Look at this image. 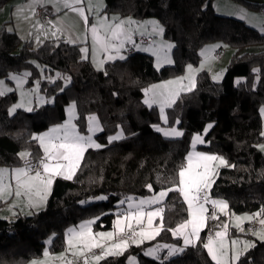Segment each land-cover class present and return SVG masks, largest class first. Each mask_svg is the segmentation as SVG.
<instances>
[{"label": "trees", "instance_id": "trees-1", "mask_svg": "<svg viewBox=\"0 0 264 264\" xmlns=\"http://www.w3.org/2000/svg\"><path fill=\"white\" fill-rule=\"evenodd\" d=\"M10 1L0 0V8ZM103 1L101 12L107 15L155 18L163 28L162 37L173 45V63L155 69L151 55L133 51L95 68L83 57L80 44L49 39L33 47L31 41L7 29L10 21L0 26V79L11 84L10 73L27 70L25 85H32L41 76L36 62L44 76L39 90L51 99L32 111L17 108L9 115L16 92L0 96V168L37 163L43 152L34 135L63 123L69 104L75 105L78 132H86L87 117L92 114L103 129L95 136L103 147L86 149L72 178L53 179L43 208L30 215L17 214L13 220L0 219V264H27L41 258L45 249L62 252L69 225L90 218L94 230L111 229L112 210L128 196L144 197L175 187L193 135L207 124L212 127L198 149L214 152L227 162L218 168L208 195L225 201L231 212H256L264 217V151L259 149L264 134L257 113L264 107V34L241 20L217 14L212 0ZM210 42L231 50L222 79L214 81L207 71H199L194 88L179 94L164 110L168 122H162L158 108L143 103L145 88L181 75L186 65L196 66L200 50ZM56 71L69 78L68 85L63 86L61 79H47ZM155 126H176L183 135L164 138ZM118 128L123 137L109 143L108 137ZM23 151L30 153L27 159L21 158ZM100 197L106 200L98 201ZM160 206L163 228L156 239L179 243L181 239L168 229L187 219L185 202L178 191H171ZM207 231L209 225L195 244L168 259L166 252L158 260L144 256L145 244H141L95 264H127L131 255L140 264H215L204 247ZM235 264H264V240Z\"/></svg>", "mask_w": 264, "mask_h": 264}, {"label": "snow or ice", "instance_id": "snow-or-ice-1", "mask_svg": "<svg viewBox=\"0 0 264 264\" xmlns=\"http://www.w3.org/2000/svg\"><path fill=\"white\" fill-rule=\"evenodd\" d=\"M64 6L67 8H71L73 11L77 12L82 19L84 20L85 25H88V17L85 15L84 7H73L74 4H83L84 0H73V3H69L68 0H63ZM87 10L91 12L92 10V0H88L87 2ZM243 18V17H242ZM118 21L113 24L106 23L107 17L103 18L99 23L104 27L106 35H99L98 28L96 25H92L90 27V31L92 34V46H93V55L95 56L97 47L105 53H111L114 51L120 59H124L123 55H120V50L124 48L125 41L128 43H134L132 41L131 35L129 34L128 29L124 27L125 24L131 25L135 24L136 21L131 20H119V18H113ZM153 25V33H163V28H160L155 21L149 22ZM143 34V33H141ZM71 42V41H70ZM173 47L171 44L161 45L160 49L154 51L153 54L157 56V67L161 66L162 63H172L170 57L168 56V50ZM145 50H151L145 49ZM89 49L82 48L81 52L85 54L84 58H87ZM160 52H163V56L160 55ZM208 50H204L201 55H205L207 57ZM108 59H113L114 57L109 54ZM104 61H100L98 64V68H102ZM203 64L201 65V68ZM198 71V69H194L192 65H188V72L192 74ZM25 76L29 75L28 73L24 74ZM11 80L16 81L17 85L20 86L23 84V79L16 75H11L9 77ZM184 79H189V77H181L175 81H167L161 85H153L150 89H145L146 99L144 100L145 104H148L150 107L152 104L160 105V113L161 118L164 123H167V116L164 114L165 106H171L175 103L176 98L179 96L181 90L190 91L191 88H186L182 85V81ZM180 85V88L175 90H169L168 85ZM192 87H194V80L192 82ZM156 89H165V91L156 92ZM12 91L11 88H8L3 80H0V96L6 95L8 92ZM148 93H152L151 96H148ZM23 104L14 105L10 110V114L14 113L17 108L23 107ZM75 105L73 104L69 109V118L68 120L55 128L50 129L49 132L44 133L41 136L33 137L40 142L41 147L44 150V155L41 157L38 162L33 165L31 162H27V167L25 168H16L12 170L13 178L16 181L15 184V195H21V189L24 190L25 194L30 193L34 187L38 189L37 194H39V186H43L45 189L51 185L52 180L51 176L53 175H63L62 169H68L69 171L74 169V166L80 160L83 152L86 150V147H96L99 148L101 145L96 144L93 141L92 135H81L76 130L75 124L72 123L74 117ZM27 111H32L31 108H28ZM264 112V109H262ZM178 123V121H177ZM156 131L162 132L165 136H174L179 137L182 136L183 133L178 131L176 128L171 129H163L159 126H155ZM212 125L209 124L208 128H211ZM208 128L204 131L207 133ZM97 131H103L100 127L99 122L95 116L88 117V132L94 133ZM122 132L117 133L114 136H110L108 138L109 143L112 141L118 140L122 138ZM204 143L203 138L200 135H196L192 139V147L195 149L196 144ZM260 148L264 150V145H260ZM30 153H20L21 158H25L29 156ZM195 160V163H194ZM219 160L220 164H227L226 161L221 157H217L215 155H207L204 153L191 152L187 156V166H182L178 176L179 182L175 187H169L165 190L159 191L155 196L150 199H142L139 201L137 205L129 204V208H136L135 212H128L125 216V219L131 218V220L135 221L137 226L143 223V217L140 215L142 206L145 204L154 205L160 204L162 200L168 195V192L178 191L184 198V201L188 205V214L190 219L183 221L178 224L176 228L168 229L173 233V235H182L184 238V244L189 245L193 243L192 237L199 239V232L205 226L206 219L208 217L205 216L207 213V208L205 207L206 203L211 202L214 207H220L221 210L227 208V203L224 201L212 200L209 201V197L207 194V190L211 187L212 180L210 178V171L212 165L209 163L211 161ZM8 173V169L0 168V199H5L6 196H11L12 185L5 183V175ZM34 173V174H30ZM45 175L49 178L45 179ZM26 178V179H24ZM64 178L70 179L71 175L65 176ZM34 182H38L34 183ZM149 190H152V186L148 185ZM46 196H42L41 199H45ZM129 201L132 200L131 197L128 198ZM124 203V201H121ZM164 209L162 207L156 208L153 211H149L146 213L148 218L147 222L149 226L153 225V217H159L160 223L156 225L152 231H145L141 228L139 231H136L133 228V224L131 220L127 223V231H125L124 227H121V220L118 218L115 221V226L118 229L116 233H99V234H91L89 230V236L85 240L84 237V229H88L89 225L93 223V221H88L85 224L80 226L81 232L76 233L74 229H69V233L71 234L68 239L69 249L73 247L78 248V251L73 252L74 256L81 258V264H89V254H91V259L99 262L104 259L106 256L110 255H120L123 251L128 247L129 242L133 244L142 243L145 239H153L156 235L159 234V231L163 228V213ZM257 216L260 213L256 214ZM211 219H218V217L213 212L211 214ZM240 220V217L236 218ZM247 219L252 220L253 217H247ZM260 224L264 225V219L260 220ZM191 228V232H188L187 229ZM225 230L227 229V225L223 226ZM239 227V225H237ZM241 231H244L243 228H240ZM257 234V233H254ZM79 235L82 240L79 244H73V236ZM115 236L119 237V241L117 243H112L110 246H105L103 243L96 239V236L101 238H106L107 240H112ZM216 237L218 240L214 241L210 236L208 238V242L204 244V247L208 250L209 256L212 260L215 261V264H227L225 259L227 255L226 245L224 241L225 232H216ZM126 237V238H125ZM261 238H264V235H261ZM240 243L238 240H232L231 244L233 249L235 250L236 246ZM254 245H249L245 242L243 251H247L248 247ZM164 247H169L165 245ZM94 249H101L100 254H96L93 252ZM175 251H183V249H172L169 252V255L173 254ZM243 251H234V255L232 259L234 261H238L240 256L243 254ZM153 250L149 249L145 255H152ZM45 256H48V252L45 251ZM60 258H63V254ZM33 264H37V262H33ZM67 264H72L71 261H68ZM130 264H134V258L130 260Z\"/></svg>", "mask_w": 264, "mask_h": 264}, {"label": "rangeland", "instance_id": "rangeland-1", "mask_svg": "<svg viewBox=\"0 0 264 264\" xmlns=\"http://www.w3.org/2000/svg\"><path fill=\"white\" fill-rule=\"evenodd\" d=\"M51 1H52V4H55V6L57 7L56 9L62 8V11L60 13H57L55 16L51 17L48 20V24L49 23L51 24V27H50L51 34H50V36H54V37L63 36L65 41H67V42L80 41L76 37L79 34V32H82L84 30L85 23H84V20L82 19V17L77 12L73 11L71 8L65 7L63 0H51ZM101 1L102 0H92V8L93 7L97 8L99 2H101ZM68 2L69 3H73V0H68ZM87 2H88V0H84V3L83 4H79V5L73 3V7H84L85 8V15H87V17H88V15H90V12L87 10ZM86 11H88V14H86ZM129 18H131V17H127V19H129ZM131 20H134V19L131 18ZM134 21H136L135 24H131V25L125 24L126 26L128 25V27L131 26V28L129 27V30H130L129 34L130 35H132V34L142 35L141 33H144V35H147V36L151 37L152 42L150 44H138V43H128L127 41H125L124 48L121 49V53H123V56L124 57L126 56V52L123 51V50L127 49L130 46H132L133 49H135V51H137V52L146 53V54L151 55L153 57V65H154L155 69H160L163 66L171 65L173 63L172 56H171L173 47H171V49L168 50V53H167L168 56L170 57L172 63H162L161 66H159V68L157 67V56L154 55L153 52L159 50L161 45L171 44V43L169 41L165 40L162 37L161 33L160 34L159 33H153L151 31L147 30V28H149L148 24H151V23H147V22L155 21L157 23L155 18L149 17V18H146V19L134 20ZM157 25H158V23H157ZM7 29L11 30L12 28H11L10 25L7 24ZM15 29L22 37H24L23 33L26 30V26H25V24L23 22V18H21V21H19V23L16 24ZM46 30H48V29H46ZM32 34L35 35V37L38 36L36 34V30L35 29H33ZM70 43H76V42H70ZM218 44L220 45L219 42H210V43L205 44L202 47V49L200 50L201 58L204 57V55H201V53L204 50L207 49L208 51H211V49H210L211 46H217ZM149 48H151V50H145V49H149ZM221 49H222V55H221L220 58H215V57L211 56V57L208 58L209 60L203 59L204 60L203 61L201 59V61H199V63L196 66L192 65V67L194 69H198V71H196V72H194L192 74H189L188 65H186L185 68H184V71H183V73L181 75L170 77V78H168L166 80H163V81L152 83V84L148 85L145 89H150V88H152L153 85L164 84L167 81H175V80H177L178 78H181V77H189V79H184L182 81V85H184L186 88H191V90H192L194 88V87H192V82L194 80V86H195L196 74L199 71L203 70V69L208 70V72H209L208 74L211 76L212 80L220 81L222 79V76H223V75L221 76L222 70L225 69L226 64L228 63V59L230 57L229 55L231 54L230 49L227 48L226 46H221ZM163 54H164L163 52H160L161 56H163ZM33 63L38 67V69H39V71L41 73V76L37 80H35L32 85H29V86L25 85L26 82H27V79H28V75L25 76L24 74L28 73L27 70H23V71H21L19 73H17V72L10 73L8 75V79L9 80H11L9 78L11 75H16V76L21 77L24 82L20 86H18L16 81H14V80H11V81H13V84L12 83L9 84L5 79H0V80L4 81L5 85L8 88H11L12 90H14L16 92L17 101H16V103L14 105L23 104L24 106L21 109H24L25 111H27V109L30 108L29 105L32 104V102L34 101V98H35V101L38 103V101L36 100V97H39V96H41L43 98V100H40L39 103H42V104H45V103L50 104L51 103V99L48 98V97H45L41 93V91L39 90V81L41 79H44L43 72H42V67H40V65L37 64L36 62H33ZM202 64H203V67L201 68ZM97 67H98V64H97ZM47 79L50 80V81H54L55 79H61L63 86L68 85V83L70 81L68 77L63 76L62 74H60L57 71L54 72V74H52L51 76H48ZM178 88H180V85H176V84L168 85V89L169 90H175V89H178ZM155 91L156 92H161V91H165V89H156ZM182 92H187V90H181L180 93H182ZM151 95H152V93H148V96H151ZM146 98L147 97L145 95V90H144L143 103H144V100ZM42 104H39V105H42ZM14 105H12L11 108ZM72 105L73 104H69L67 106V108H66V117H65V120H64L63 123H65L68 120V118H69L68 109ZM145 105L149 106L148 104H145ZM152 106H156L158 108V110H159V113H160V105L158 103L157 104H152ZM167 107H169V106H165L164 110ZM262 108H264V107H260L259 108V110L257 112L258 114L260 113V110ZM27 112H29V111H27ZM12 114L13 113L10 114V112H9V115H12ZM164 114H165V112H164ZM75 116H76V112L74 110V117ZM90 116H95V115H93V114L92 115H88V117H90ZM88 117H87V124H86V132L85 133H80L79 132V133L81 135H85V136L92 135L93 141L96 144H99V145H101V147H103V145L100 144L95 139V136L98 133H100V131H97V132H94V133H89L88 132ZM160 119H161L162 122H164L162 120V118H161V113H160ZM74 120H75V118L72 120L73 124H74ZM208 125L209 124H207L205 126V128L203 129V131L201 133H196V134L193 135V137L196 136V135H200L203 138V140H204V137L206 135L204 130L206 128H208ZM55 126L57 127L58 125H55ZM100 127H101V125H100ZM159 127L163 128V129H166V130L171 129V128H176L177 129L176 126H174V127H162V126H159ZM154 129L156 130V127ZM209 129L210 128H208V131H209ZM120 132H122V130H121V128H118L117 132L115 134H113L112 136H114V135H116L117 133H120ZM159 133L164 138H178V137H174V136H165L162 132H159ZM36 136L37 135H34V137H36ZM122 137H123V135H122ZM193 137H192V139H193ZM203 144H205V141H204V143L196 144L195 149H194V150H196L195 152L204 153V154H207V155H215L217 157H221V156H219L218 154H216L214 152H209V151H205V150H202V149H198V146L203 145ZM191 146H192V140H191ZM101 147H99V148H101ZM88 148L98 149L96 147H86V149H88ZM191 152H193V149H190L188 151L186 157H185V161H184V165H183L185 167L187 166V156ZM21 153H28V152L27 151H23ZM24 159H26V157ZM194 163H195V160H194ZM209 163L212 165V168H211V171H210V178H211V180L213 182V180H214V178L216 176L218 168L223 166L224 164H220L219 160L211 161ZM25 167H27V166L26 165H20V166L14 167V169H16V168H25ZM178 182H179V179H178ZM211 185H212V183H211ZM13 187L15 188V186H13ZM39 189H40L39 190V194H37L38 189L36 187H34V191L32 193H30L29 197H32L33 200H37V198L39 196H41L42 193L45 191V188L43 186H39ZM162 190H165V189H162ZM209 190H210V188L207 190V194H209L208 193ZM158 192L152 193V194H150L148 196H144V197L128 196L127 199L124 200V203L119 202L117 204V208L112 210V213H114V216H113V226H112L111 229L94 230L93 226H92V223H91L89 225L88 229H84L83 230V232H84L83 239L86 240L88 238L89 230H90L91 234L109 233V232L116 233V232H118V229L115 226V221L118 218L121 220V227H124L125 231H127V223L129 222V220H131V218L126 220L125 216L130 211L131 212H135L136 211V208H134V207L133 208H129V204L131 203L133 205H137L140 200H142V199H150L153 196H155ZM129 197L132 198L131 201H129V199H128ZM166 197L158 205L157 204H154V205L145 204V205L142 206V210H141L140 215L143 217V223L141 225L137 226L135 224V221L131 220V223L133 224V228L136 231H139L141 228H143L145 231H152L153 228L160 223L159 221H157V220L160 219L159 217H153L152 218L153 225L149 226L148 222H147L148 218L146 216V213L149 212V211H153L156 208L161 207L160 205L165 201ZM181 197H182V199L184 201V198H183L182 195H181ZM208 197H209V201H212V200L223 201L221 199L210 198L209 195H208ZM97 200L98 201H104V200H106V198L105 197H100ZM18 201H19V196H17L15 198V200L13 201V204L18 203ZM89 203H90V201L89 202H83V203H81V205L89 204ZM210 203L211 202H209V204ZM209 204H207V203L205 204V207L208 210L207 213H205V216L208 217V218L206 219L205 226L200 230L199 236H200L201 231L203 229H205L208 225H209V230L211 231V237L213 238L214 241L219 239L215 235L216 232H225L226 231V235L224 236V241H225L226 251H227V255L225 257V259L227 261V264H235L237 262V261H234L232 259L233 255H234V251H243L245 242H247L249 245H255L257 243V241H263L264 240V238H261V235H264V225L260 224V220L264 219V217L257 216L256 212H254V213H247V212L246 213H234V212H231L228 209V207L223 209V210H221L220 207H214V210H212L210 212V214H208L209 211H210L209 206H208ZM185 205H186V208H187V219H190L189 214H188V205H187L186 202H185ZM213 212L218 217V219H211L210 218L211 214ZM237 217H240L241 219L237 220L236 219ZM247 217H253V219L249 220V219H247ZM88 221H94V219H90V218L82 219L77 224H71L65 229V249L62 252L52 253V252L48 251L47 249H45V251H47L48 254H49L48 256L44 255V253H45V251H44L43 256L41 258L33 259L30 262H28L27 264H33L34 261L37 262V264H61V263L67 264L68 261H72L74 259H81V258H78L77 256H74L72 254L73 252L78 251V248L73 247L72 249H69L68 239H69V236L71 235L69 233V229H74L76 233H80L81 232L80 226L82 224H85ZM208 221H210V222H208ZM245 224L256 225L257 227H256V229H254L252 231H249L245 227ZM224 225L228 226L226 230L223 227ZM237 225H239V227H237ZM240 228H243L244 231H241ZM187 231L191 232V228L189 227V229H187ZM254 233H257V234H254ZM157 236L158 235H156L153 239H145V240H143L142 243H139V244H133V243L129 242L128 246H130V245L139 246L141 244H145V246H144V248L142 250V254L144 256H146V257L158 260V259H160V254H162L164 252H166L167 255L169 256V258H171V257L176 256L177 254H180V252H181V251H179V252L175 251V252H173V254L169 255V252L172 249H177V248L178 249H183L184 247L189 246V245H193V244H195L198 241V239H196L195 237H192L193 243L189 244V245H185L184 244V238H183L182 235H173L175 238H180L181 239V242H179V243H177V242H161V241L156 239ZM52 238H53V235L49 236L45 240L46 246L49 245V243L51 242ZM96 239L98 241H100L101 243H103L106 247L110 246L112 243H117L119 241V237L115 236V235H114V238L112 240H107L106 238H101L99 236H96ZM81 240H82V238L79 235L73 236V244L74 245L79 244L81 242ZM232 240L240 241V243L236 246L235 250L233 249V246L231 244ZM207 242H208V238H206V240H205V243H207ZM165 245H167L169 247H164ZM251 247H248L247 251ZM149 249L153 250V254L152 255H145V253ZM98 250H100V251L97 254H100L101 249H98ZM206 251L208 253L207 249H206ZM247 251H243L242 255H244ZM62 254H63V258H60L62 256ZM106 257H108V256H106ZM132 258H134V264H140V259L137 256H132V255L127 258V264H130V260ZM95 263H97V262L92 260L91 259V254H89V264H95Z\"/></svg>", "mask_w": 264, "mask_h": 264}, {"label": "crops", "instance_id": "crops-1", "mask_svg": "<svg viewBox=\"0 0 264 264\" xmlns=\"http://www.w3.org/2000/svg\"><path fill=\"white\" fill-rule=\"evenodd\" d=\"M103 4H104V1L102 0L101 2H99L97 8L96 7L92 8L90 15H88V25L87 26L85 25L84 30L82 32H79V34L76 37L80 41H71V42H76L74 44H80L81 49L82 48L89 49L88 54H87V59L92 64V66L95 68H98L97 64H99L101 60L104 61L103 62V65H104L105 62L120 59L119 56H117L114 51H112L111 53H105L102 50H100L99 47H97L95 56L93 55L92 34L90 31V27L92 25H96L98 28L99 35L103 36V35H106V33L104 30V27L99 23V21L107 17L106 23L113 24V23L118 22L114 20L113 18H119L114 15H107V14L102 13L101 11L103 9ZM212 7L217 14L221 16L232 17V18L241 20L246 25L252 28H255L260 33L264 34V7L261 6V0H212ZM36 8H41L42 15H43L42 18H35L33 16ZM56 8L57 7L55 6V4H52L51 0H11L5 6L0 8V26L10 21L11 23L8 25L11 26L12 28L11 31L16 32L22 39L31 41L33 47H36L40 45L41 43H43L45 40H49V39H63L65 41L63 36H56V37L50 36L51 24L50 23L48 24V20L51 17L55 16L57 13H60L62 11V8H59V9H56ZM86 14H88V11H86ZM21 18H23V22L26 26V30L23 33L24 37H22L15 29L16 24L19 23V21H21ZM119 20L126 21L128 19L127 17H121L119 18ZM148 25H149V28H147V30L153 32V25L152 24H148ZM124 27L126 29L128 28V31L130 32L129 27L131 28V26L128 27V25L127 26L124 25ZM33 29L36 30V34L38 36L35 37V35L32 34ZM142 35H144V33ZM210 49L211 51L207 52V57L204 55V57L201 58L200 56V61L201 59L209 60L208 58L211 56L214 57V52L218 49H221V45L218 44L217 46H211ZM123 51H125L127 55L135 51V49H133V47L130 46L127 49H124ZM109 54H111L114 58L108 59L107 57ZM82 55L83 57L85 56L83 52H82ZM120 55H123V53H121V50H120ZM205 71L208 72V70H205ZM223 73H224V70H222L221 76L223 75ZM11 82L13 84V81ZM36 100L38 101V103L35 101V98H34V101L32 102V104L29 105L30 108H32L33 106H40L39 104H42V103H39V102L40 100H43V98L39 96V97H36ZM262 109L260 110L259 116L261 119L262 132L264 134V112H262ZM62 124L64 123H61L59 125H62ZM55 127L56 126L50 127L45 132L38 134L36 137L49 132L50 129L55 128ZM36 141L39 144L40 148L42 149V152L44 155V150L41 147L40 142L38 140ZM260 145H264V140L259 144V149L262 150L260 148ZM190 149H193V147L191 146ZM193 151H196V150L193 149ZM27 158L28 156L26 157V159ZM78 163L74 166V169L71 171H69L68 169H62L61 171L63 172V175H53L51 176V180L53 181V179L57 176L64 178L65 176L71 175V178H72V176L74 175L76 171ZM2 168L8 169V173L5 175V183L12 185L11 190L13 194L11 196H6L5 199H0V219L13 220L17 214L30 215L31 213L43 208L46 202V199L50 194L52 183L50 186H48L45 189L42 195L37 198V200H33L32 197H29L30 193L34 191V188L28 194H25L24 190L21 189V195L19 196L18 203L13 204V201L17 197L14 194L15 188L13 187L16 184V181L14 180L13 173H12V170L14 168H6V167H2ZM48 178L49 177L45 175V179H48ZM34 183L38 184V182H34ZM42 196H46V198L41 199ZM176 252H179V251H176ZM166 256L168 259L169 256L167 255V253H166ZM61 264H64V263H61Z\"/></svg>", "mask_w": 264, "mask_h": 264}, {"label": "built area", "instance_id": "built-area-1", "mask_svg": "<svg viewBox=\"0 0 264 264\" xmlns=\"http://www.w3.org/2000/svg\"><path fill=\"white\" fill-rule=\"evenodd\" d=\"M261 6L264 7V0H261ZM33 16L35 18H42L43 15H42L41 8H36ZM131 38H132V41L134 43H138V44H150L152 42L151 37H149L147 35H131ZM221 55H222V49H218L214 52V57H216V58H220ZM35 164H33V165H35ZM207 204H209V203H207ZM208 206H209L210 212L212 210H214V206L211 205V203ZM256 227H257L256 225H248L246 228L248 230H254V229H256ZM210 236H211V231L209 230L206 233V238H209ZM99 251L100 250H98V249L93 250V252H95L96 254L99 253ZM165 257H164V259H165ZM71 262H72V264H81V259H75Z\"/></svg>", "mask_w": 264, "mask_h": 264}]
</instances>
